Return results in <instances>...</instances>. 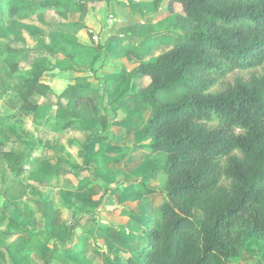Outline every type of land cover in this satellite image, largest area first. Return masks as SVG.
<instances>
[{"label":"trees","instance_id":"1","mask_svg":"<svg viewBox=\"0 0 264 264\" xmlns=\"http://www.w3.org/2000/svg\"><path fill=\"white\" fill-rule=\"evenodd\" d=\"M53 1V10L84 13L77 0ZM161 1L153 0L151 13ZM175 4L180 12L174 24L182 32L173 47L134 67L131 76H147V84L116 101L128 96L151 108L138 139L149 137L146 148L165 153L158 168L167 176L165 199L138 253L143 264H230L241 257L247 235L264 242V0H168L170 13ZM27 7L15 4L8 15ZM28 8L33 13L35 5ZM2 17L0 12V22ZM62 25L74 31L83 27L74 21ZM59 39L73 43L63 34ZM22 56L9 41H0V64L10 74L20 72ZM257 67L260 73L210 90L234 70ZM18 78L25 105L38 113L41 105L28 97L45 93L48 86L35 74ZM3 95L0 91V99ZM2 108L0 125L15 115ZM2 157L15 176L23 172L13 163L12 151ZM195 210L201 213L199 223ZM9 222L7 237L15 233L13 227L21 228L13 218Z\"/></svg>","mask_w":264,"mask_h":264},{"label":"rangeland","instance_id":"2","mask_svg":"<svg viewBox=\"0 0 264 264\" xmlns=\"http://www.w3.org/2000/svg\"><path fill=\"white\" fill-rule=\"evenodd\" d=\"M53 2V0H0V12L3 14L2 21L0 22V41L7 40L11 46L19 47L22 50L23 56L20 68L23 70H30L31 74H35L36 72L43 73L45 69L50 71L49 77L52 79L51 83L54 85L55 91L48 95V101H51L50 103H61L64 109L68 106L66 109L68 111L72 108L71 104L77 103L76 97L71 93L74 92V78L71 75L69 77L66 75L69 72L68 69L71 68V65L68 66V64L73 62L80 66L82 63L85 66L89 65L87 69L94 72L98 76V79L105 78L104 74H111L115 70L124 71L125 73L126 69L130 70L137 65L139 56L134 54L136 57L133 55V58H129L127 61L122 60L123 62H119L120 55H114L113 51H111L113 43L119 44L123 50L132 48L137 53L140 52L144 57L143 60H147L171 48L176 34L182 32L180 26L174 24L173 19L175 14L180 12V6L175 4L173 13H170L167 10L168 0L161 1V12L158 15L151 13L153 0H99L94 2L90 0H77L76 2L81 4L84 13H81V11L62 12L53 10L49 7ZM15 4L26 5L28 7L35 5V9L31 13L30 8L27 7L20 12L22 14L10 17L8 10ZM166 15H169V17ZM110 18L113 20L111 24H109ZM73 21L82 23L83 27L78 29V31H74L62 25ZM60 34H63L71 41L73 40V43L64 42L59 39ZM79 53H82L83 56ZM48 54L53 55L54 59H50ZM62 55L66 59H62ZM78 57L82 59L78 61ZM27 59L31 60V68H29L30 62ZM66 62L69 63L66 64ZM90 70L87 71L90 72ZM252 72L260 73V69L257 67L246 70H234L224 76L210 90H222L228 83H233L236 77L248 78ZM126 74H128L127 81H129V75L131 74L130 72H126ZM18 77L20 75L10 74L7 68L0 64V91L4 93L0 99V114L6 113L2 108L3 106L9 112L15 114L12 119L0 125V144L4 143L0 145L1 264H9L11 261L15 263L19 262L17 261V257L8 256L7 245L10 240H8L6 234L11 229L9 220L18 211L16 201L22 200V198L37 199L41 192L43 196H54L55 198L56 196L58 197V192L60 191L58 188L62 186L71 188L76 182V179L69 172L71 169L69 157H65L67 151L72 154L71 145L65 140V137L70 136V132H66L65 135L61 136L51 129L55 127L52 124H58L59 122L56 117L48 116L45 119L41 117V120L40 118H36V113L25 105V92L21 89V80ZM72 96L74 98H71ZM65 98L70 102L69 105L66 104ZM29 99L32 103L37 102L38 104L44 102L42 98H38L35 95ZM100 100L106 104V102H103V95L100 96ZM54 110L55 107H53V113L55 114ZM47 113V111L43 112L42 116H45ZM128 115H134V113H128ZM142 119L143 116L139 118V120ZM88 120V117H82L80 118V123L87 122ZM133 122L134 120L132 119ZM209 125L214 126L216 122H210ZM102 132L105 134L106 129ZM58 135L62 138L58 139ZM48 140L58 147V149L50 148L46 143ZM106 143L101 142V153L105 151ZM60 145L64 146L62 152L61 147L63 146ZM45 146L48 147L44 149ZM7 150L14 152L13 163L23 166V169L27 170L26 174L15 176L14 171L8 167L5 158L2 157L3 152ZM73 150L75 151V149ZM21 151L26 153L24 155L25 161ZM56 153L59 154V157ZM43 154L50 156V160L53 162L47 163ZM160 154V157L164 160L165 153L161 152ZM26 155H29V157H26ZM160 157L151 158V161L157 165L152 171V173L155 172L156 174V182L151 183V181L148 182L147 179H144L142 185H139L143 188L145 186L152 187L156 185L155 188H151L152 192L144 193L151 194V197L154 194H163L165 190L167 177L158 169L163 164V162L160 164ZM94 163V167L91 170L94 181L95 179H103L112 188L118 185V183H115L117 177L114 174L111 175V173L107 174L105 172L103 158H96ZM60 169L62 171L66 169L67 173L63 174L61 171L62 174H57ZM94 183L97 184V182ZM13 185L14 188L12 189ZM36 188L41 191H37ZM47 189L50 191V194L46 191ZM130 190L134 191L131 187ZM24 192L25 194H23ZM70 201L71 199H69L68 205ZM143 204L145 206L149 205L146 202ZM139 218H141L144 227L137 228L136 226L135 230L139 231V233L134 232L130 236L134 240L135 245H141L145 238L142 235L143 232L148 231L154 223L152 210L150 212H142ZM200 220L201 213L195 210L194 221L199 223ZM121 236L122 238L128 237L124 233ZM123 256L129 257V254L126 253ZM130 256L132 257L131 261L133 264H137L138 262L139 264H143L142 258L138 253H131ZM230 264H264V242L254 239L251 235H247L242 243L241 257L230 262Z\"/></svg>","mask_w":264,"mask_h":264},{"label":"crops","instance_id":"3","mask_svg":"<svg viewBox=\"0 0 264 264\" xmlns=\"http://www.w3.org/2000/svg\"><path fill=\"white\" fill-rule=\"evenodd\" d=\"M160 12L161 9L153 15H158ZM43 50L45 51L44 48ZM111 51L114 55H120L119 62L127 61L135 54L139 56L138 65L144 58L140 52L137 53L132 48L123 50L117 43H113ZM79 54L83 56L82 53ZM48 57L54 59L53 55L48 54ZM61 58L66 59L63 55ZM79 59L82 58L78 57V61ZM27 61L30 62L29 68H31V60L27 59ZM21 62L22 57L19 61V70H21L18 75L31 74L30 70L20 68ZM82 64L81 66L73 62L68 64L71 68L66 75L74 78V92L71 93L77 99V103L71 104L72 108L69 111L66 110L68 106L64 109L61 103L48 101V95L55 91L51 83L52 79L49 77L50 71L45 69L43 73H35L39 76V82L48 86V90L42 94L34 92L28 100L33 95L42 98L44 102L38 103L41 107L35 114L36 118L41 120V117L44 119L48 116L56 117L59 122L52 124L55 127L51 129L61 136L70 132V136L65 137V140L71 145L72 154L67 151L65 157H69L71 167L69 172L76 182L71 188L68 186L58 188L60 191L55 198L54 196H47V198L41 192L37 199L22 198L16 201L18 211L12 218L21 228L13 230L15 228L13 227L12 231L15 233L8 236L10 242L7 250L8 256L17 257L19 262L11 261L9 264H133L130 254L138 253L145 241L144 238L141 245H135L134 240L130 238L134 232L139 233L135 230L136 226L144 227L139 218L140 214L152 210L154 221L159 218V206L165 199V190L163 194H156L159 196L154 194L151 197V194H144L145 190L155 188L156 185L144 188L139 186L144 179L151 183L156 182V174L152 171L157 165L151 161V158L160 157L161 154L146 148L150 142L149 137L138 139L142 127L152 117L153 112L148 105L136 104L128 96L120 103L114 102L125 92H137L147 84L148 77L134 78L129 75V81H127L126 72H131L137 66L135 65L130 70L126 69L125 73L115 70L111 74H104L105 78L98 79L94 72L87 69L89 65ZM21 89L25 92L22 86ZM101 95L106 104L101 102ZM65 100L67 101L66 98ZM69 103L67 101L66 104L69 105ZM53 107H55V114ZM45 111L48 113L42 116ZM128 113H134V115H128ZM141 116L143 119L139 120ZM82 117H88L89 120L80 123ZM132 119L135 123H132ZM69 121L71 125L63 129L62 125ZM105 129L106 133L103 134L102 131ZM59 135L58 139H61ZM101 142H107L106 149L102 153ZM46 143L50 148L58 149L50 140ZM61 149L62 152L64 146ZM21 154L24 157L26 153L21 151ZM43 155L47 163L53 162L50 156ZM56 155L59 157L58 153ZM52 158L54 160V156ZM96 158H103L105 172L117 177L115 180V183H118L117 186L112 188L103 179L94 181L91 170ZM23 159L25 161V157ZM164 160L160 157V164ZM26 171L23 170L21 174H26ZM61 171L62 169L57 174L67 173L66 169H63L62 173ZM130 187L134 191L130 190ZM36 190L41 191L38 188ZM48 192L50 194V191ZM69 199L71 201L68 205ZM144 202L149 205L145 206ZM146 232L142 234L144 237ZM123 233L128 237L122 238ZM126 253L129 257L123 256Z\"/></svg>","mask_w":264,"mask_h":264},{"label":"built area","instance_id":"4","mask_svg":"<svg viewBox=\"0 0 264 264\" xmlns=\"http://www.w3.org/2000/svg\"><path fill=\"white\" fill-rule=\"evenodd\" d=\"M112 21H113V20L110 18V19H109V24H111V23H112Z\"/></svg>","mask_w":264,"mask_h":264}]
</instances>
